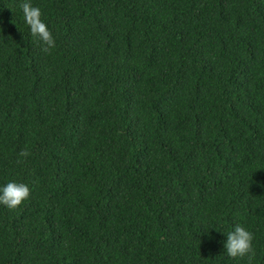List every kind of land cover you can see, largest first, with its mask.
<instances>
[{"label":"trees","instance_id":"1","mask_svg":"<svg viewBox=\"0 0 264 264\" xmlns=\"http://www.w3.org/2000/svg\"><path fill=\"white\" fill-rule=\"evenodd\" d=\"M32 2L48 52L0 0V183L31 189L0 264H264V0Z\"/></svg>","mask_w":264,"mask_h":264},{"label":"clouds","instance_id":"2","mask_svg":"<svg viewBox=\"0 0 264 264\" xmlns=\"http://www.w3.org/2000/svg\"><path fill=\"white\" fill-rule=\"evenodd\" d=\"M19 7L24 23L28 26L30 34L41 42L42 50L48 52L55 47V38L41 18V9L33 4L32 0H20ZM26 150H21L19 155L26 156ZM27 183L17 180H8L0 183V205L9 209L19 206L30 195ZM226 239L223 242L224 252L230 258L247 257L251 261L253 252V234L242 224H235L231 230L224 231Z\"/></svg>","mask_w":264,"mask_h":264}]
</instances>
